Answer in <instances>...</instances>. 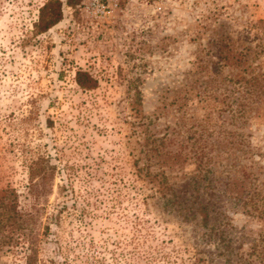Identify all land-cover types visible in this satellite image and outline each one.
I'll return each mask as SVG.
<instances>
[{
  "label": "rangeland",
  "instance_id": "rangeland-1",
  "mask_svg": "<svg viewBox=\"0 0 264 264\" xmlns=\"http://www.w3.org/2000/svg\"><path fill=\"white\" fill-rule=\"evenodd\" d=\"M47 1L0 0V188L24 205L31 162L54 167L36 264H234L208 229L220 222L238 255L264 235L243 207L264 197V93L245 102L233 83L260 77L264 92V0H103L102 15L60 0L61 20L37 33ZM222 131L244 144L250 179L222 187L228 151L213 152L221 198L209 199L192 146ZM197 203L222 214L204 226ZM25 250L3 247L0 264H24Z\"/></svg>",
  "mask_w": 264,
  "mask_h": 264
},
{
  "label": "trees",
  "instance_id": "trees-1",
  "mask_svg": "<svg viewBox=\"0 0 264 264\" xmlns=\"http://www.w3.org/2000/svg\"><path fill=\"white\" fill-rule=\"evenodd\" d=\"M79 3L80 0H67V4L70 7H76L79 5ZM61 16L60 0H48L39 9L38 21L34 25L36 32H46L61 20ZM258 79H260V77L252 76L246 80H236L233 82L235 85H237V89H235V91L241 89V91L243 92L242 95H245V97L241 96L242 101L248 102L249 98H251L250 101H254L255 99L260 100V96L264 92L259 84ZM76 83L80 88L85 90L93 89L96 85V81L94 79H92L87 73L81 71L77 72L76 74ZM241 109V115H244L243 107ZM185 132L188 131L186 130ZM202 132L203 129L201 133ZM222 132L224 133L225 137L231 134L226 131ZM231 136L234 135L231 134ZM225 137H222V139L217 141V143H207L205 139L200 140L202 141V143H198L199 139H195L193 142L192 148L194 149H192V151L196 155L197 160V173L193 178L194 181L200 179L201 181L206 182L203 186V190L207 194L209 199L221 198L220 196H216V192H214L215 188L213 182L207 179L208 174L211 173V170L209 168L210 164L212 163L213 166L216 165L215 160L213 159H219V157L217 156L218 154L213 155V152H220V149L223 148L224 152L228 151L224 154V162L219 161V163L222 164V167H220L218 173H224L226 175V177L224 178L225 183L223 182L222 187L228 188L230 185L229 182L231 184H233L234 182H238L239 179L234 177V175L236 174H241V177L244 179V181H241V184H245L244 182H246L247 180L249 181L250 179V174L247 172L246 167L238 165L239 159L242 157L239 156L238 153H245V150H243L244 144L241 141H237V139L227 140V137ZM181 148L183 149L182 145ZM212 149H215V151H212ZM210 152L211 156L207 154ZM175 159H181V157L177 156L176 158L172 159V161H174ZM183 161H187V159H183ZM217 169L219 168L217 167ZM53 172L54 167L50 165L48 158L46 157L41 156L31 162L28 171L29 181L26 193L27 201L24 205H19L18 196L14 189H11L9 186H7L6 188H0V249L7 246H17L19 244H21V246H25L26 255L24 257V264L37 263V255L39 251L38 229L41 223L40 217L42 211L44 210L43 207L39 206V202L42 198L44 199L51 193L50 181L53 176ZM158 184H161V180L158 181ZM161 189H163V187L158 186V190L162 193ZM195 192H197L196 197L199 196V191ZM238 192H236V194ZM226 195L230 194L226 193ZM261 196L262 194H259L258 192H256V190L254 191V193L246 194L245 198H247V200L243 201V207L248 208L246 211L247 215H252L254 217L256 216L257 218L264 217V211H259L258 209L259 201H264V197ZM209 199L206 201V203L209 202ZM232 199L235 198L232 197ZM169 200L170 199H168V201ZM197 204V211L204 226H207L208 224L209 211L214 214V220H216L215 218L219 219V216H221L222 214L218 209L214 210L212 207H210L209 209L206 204ZM218 204L219 202L213 203V205ZM248 206H250V208ZM218 223V226L213 224L210 226V228L208 229V237L212 238L213 236L218 240L217 243L219 244V250L222 251V255L227 252L230 255L229 259H232V257L235 258V260L227 259L229 263L255 264L256 262L259 263V261L263 260L264 251L261 248V245L264 242V235H262L260 239L251 243L249 247L250 251H248L247 253L243 252L238 255V252L234 251V249L232 248L231 240H227L225 239V237H223L224 232L219 227L223 225L220 224V222ZM200 261L201 259L195 257L192 264H199ZM202 262L204 264V261Z\"/></svg>",
  "mask_w": 264,
  "mask_h": 264
},
{
  "label": "built area",
  "instance_id": "built-area-1",
  "mask_svg": "<svg viewBox=\"0 0 264 264\" xmlns=\"http://www.w3.org/2000/svg\"><path fill=\"white\" fill-rule=\"evenodd\" d=\"M86 1L89 2L92 6H94L96 8V11L100 15L105 13L106 7L102 4L103 0H86Z\"/></svg>",
  "mask_w": 264,
  "mask_h": 264
}]
</instances>
